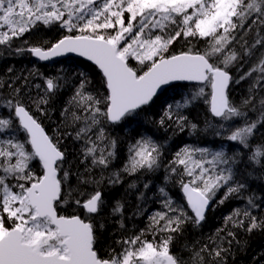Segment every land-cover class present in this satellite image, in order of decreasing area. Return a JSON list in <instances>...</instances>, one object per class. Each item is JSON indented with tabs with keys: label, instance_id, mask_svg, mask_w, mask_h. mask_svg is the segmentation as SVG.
Segmentation results:
<instances>
[{
	"label": "snow or ice",
	"instance_id": "6c2138e0",
	"mask_svg": "<svg viewBox=\"0 0 264 264\" xmlns=\"http://www.w3.org/2000/svg\"><path fill=\"white\" fill-rule=\"evenodd\" d=\"M248 21L251 23L246 28ZM38 25L56 26L66 34L55 42L44 39L26 49L17 48L16 52L28 51L43 62L78 53L98 67L104 91H88L92 81L79 72L78 86L69 102L76 110H63L66 119L70 117L73 125H80L74 139L84 142L81 155L91 165L77 177V188L67 184L70 173L63 168L66 157L59 136H49L39 117L29 110L34 106L40 115H45L42 105L46 106L48 98L60 88L61 78H45L44 95L37 100L26 102L19 95L20 89L15 88L4 101L3 111L8 115H0V264H226L230 247H221L218 236L209 237V243L192 252L188 260L173 254L171 245L185 224L199 226L205 220L222 187L226 192L218 201L221 204L244 188L239 183L233 186L232 165L243 163L242 159L206 148L178 152L173 164L183 165L180 186L186 208L160 188L163 210L149 216L147 231L116 240L119 253L114 248L106 254L98 250L102 241L97 233L105 227L100 217L107 205L100 190L103 178L97 180L91 171L105 170L115 159L116 141L105 135L102 124H118L132 116L149 105L162 86L174 81L203 85L177 108L189 106L208 87L214 118L225 122L244 118L227 139L247 148L258 127L264 126V96L259 95L264 92V56L239 80L234 81L228 69L251 57L257 46L264 48V36L260 35L264 29V0H0V45L10 47L14 39L31 33ZM253 29L255 38L250 45L247 37ZM189 38L204 41L206 47L175 54L169 51L180 39ZM130 59L137 67L130 66ZM253 73L256 76L243 106H250L253 112L259 110L256 120L248 119L247 112L234 105L228 94L230 83L238 84ZM172 107L169 105L165 113L168 119H173ZM175 121L181 131L188 124L184 116H176ZM160 122L163 124V119ZM190 128L197 130V123H191ZM220 128H224L223 123ZM16 133L24 138H18ZM129 151L124 173L152 171L159 166L161 145L152 139H141ZM196 154L201 159L193 160ZM207 156L211 159L207 160ZM247 159L249 166L264 168V145L257 146ZM33 162L42 175L33 172ZM171 171L176 172L175 166ZM120 176V171L112 172L107 183H121ZM89 185L93 191L80 190V186ZM69 202L83 210L84 218L58 214L59 204ZM248 204L250 209L259 207L254 196L248 198ZM110 211L118 217L117 227L126 230L124 204L116 201ZM245 219L249 221V232L264 226V220L258 221L249 210L235 211L226 223L243 226ZM147 232L153 234L152 240L146 238ZM157 234L161 235L159 241L155 239ZM227 236L234 239L235 233L228 232ZM227 243L230 246L232 241Z\"/></svg>",
	"mask_w": 264,
	"mask_h": 264
},
{
	"label": "trees",
	"instance_id": "16d2710c",
	"mask_svg": "<svg viewBox=\"0 0 264 264\" xmlns=\"http://www.w3.org/2000/svg\"><path fill=\"white\" fill-rule=\"evenodd\" d=\"M248 23H251V21L245 24L246 28ZM64 34L66 33L56 26L48 28L38 25L31 33L14 39L10 47L0 45V115H8V112L3 111L6 107L4 101L13 95V89H20L19 95L26 102L29 99L37 100L44 95L45 78H61L60 88L48 98L49 102L46 106L42 105L45 115H40L34 106L30 107L29 110L34 116L39 117L40 123L49 136L54 138L57 135L59 136L60 147L65 152L66 157L63 168L70 173L67 184L69 187L77 188V177L84 175L86 168H90L91 165L89 161H84L81 155L84 142L74 139L76 130L80 125H73L70 117L66 119L63 110L66 107L69 112L76 110L70 106L69 102L78 86L79 77L77 73H85L92 81L87 88L88 91L99 88L103 92V88L100 87L101 72L92 63L78 57L43 63L36 60L28 51L16 52L17 48L26 49L29 45H37L44 39L55 42ZM260 35L264 36V29H261ZM254 38L255 29L247 37L250 45L253 43ZM205 47L204 41L189 38L187 40L180 39L170 47L169 51L175 54L189 48L202 51ZM237 51H241V49L237 47ZM262 56H264V48L257 46L251 57H245L237 61L228 69L233 80H239L241 75L259 63ZM129 64L132 67H137L136 62L132 59L129 60ZM34 73H40L42 76ZM255 76L256 73H253L251 77L240 81L238 84L231 83L229 89V99L242 111L247 112V118L250 120L257 119L259 110L256 112L251 111L250 106H243V101L249 96V88L254 82ZM36 85H40V88L37 89ZM201 86L203 85H173L159 94L150 105L137 110L132 116L125 118L118 124L108 122L102 124L105 135L116 141L115 159L112 164L105 170L93 168L91 171V175L97 180L103 178L100 190L104 193L103 198L107 205L100 217L105 227L97 233L102 241L97 247L98 250H102V254H106L113 248L119 253L120 247L115 243L116 240L137 235L140 230L147 231L149 216L156 211L163 210L160 188L163 187L175 202L186 208V201L183 198L180 186L183 165L178 163L174 165L173 162L176 159V154L185 148H206L213 152L223 150L227 155H236L243 160V163L234 164L232 168L234 171L233 186L239 183L243 184L244 188L228 196L221 204L218 201L224 198L226 192V187H222L209 206L205 220L199 226H194L192 223L185 224L182 233L174 237L171 251L173 254L188 260L192 252L198 250L204 243H209V237L218 236L221 247H230L226 264H264V226L261 229H254L249 232L247 231L249 225L247 219L244 220L243 226H234L230 221L226 223L227 218L237 210L241 213L249 210L253 216L257 217L258 221L264 220V168L258 165L249 166L247 159L257 146L264 145V126L258 127L247 148L237 142L229 141L227 137L230 135L231 130L233 127L240 126L244 122V118H237L234 122H225L214 118L210 113V88L208 87H205L203 96L193 100L186 108L176 107L178 104L183 105L185 99H191ZM259 95L264 96V92H259ZM169 105L173 106V119H168L165 115L169 112ZM176 116L187 117L188 124L185 125L183 131L180 130L175 121ZM162 119L163 124L160 122ZM193 122L198 125V129L195 131L190 128V124ZM221 123L224 124L223 129L220 128ZM16 135L20 139L24 138L20 133H16ZM148 138L161 145L162 155L159 166L152 171L140 170L131 175L124 173L123 168L128 163L131 155L129 150L141 139ZM93 139H95V136H93ZM197 155L199 154L195 156ZM188 163L191 164L192 161H188ZM173 166L176 168L175 173L171 171ZM31 167L37 175H42V170L36 162H33ZM114 171L121 172L120 179L122 182L109 185L107 178ZM145 184L148 185L147 188L144 187ZM130 185H135V187L130 188ZM80 190L87 193L93 191V187L91 185L86 188L80 186ZM141 193H143V196H141ZM250 196L255 197V202L259 205L258 208L250 209L248 204ZM116 201L124 204L126 230L117 227L118 217L111 214L110 210ZM57 211L60 215L76 214L84 218L83 210L77 208L71 202L60 203ZM188 215H192L190 210H188ZM242 218V216L240 218L234 217V219ZM93 222L95 223V219ZM228 232H234L235 238L228 237ZM146 238L152 240L153 234L147 232ZM155 239L159 241L161 235L157 234ZM228 240L232 241L230 246L227 243ZM214 243L215 241L210 243V247L214 246Z\"/></svg>",
	"mask_w": 264,
	"mask_h": 264
},
{
	"label": "water",
	"instance_id": "95a60500",
	"mask_svg": "<svg viewBox=\"0 0 264 264\" xmlns=\"http://www.w3.org/2000/svg\"><path fill=\"white\" fill-rule=\"evenodd\" d=\"M69 56H77V57H80V58H82V59L87 60L86 57H81L78 53L65 54V55L62 56V57L54 58V59H52V60H56V59H64V58H67V57H69ZM52 60H50V61H52ZM87 61L90 62V63H92V64H94V62H92V61H89V60H87ZM47 62H49V61H47ZM94 65H95V64H94ZM178 83L200 84L199 82H192V81H174V82H170L168 85L162 86V88H161L160 90H158L157 96H158L163 90H165L166 88L170 87L171 85L178 84ZM230 85H231V83H230ZM230 85H229V88H230ZM228 91H229V90H228ZM154 99H155V97H154ZM154 99H153V100H154ZM144 107H145V106H144ZM142 108H143V107H142ZM45 132H46V131H45Z\"/></svg>",
	"mask_w": 264,
	"mask_h": 264
},
{
	"label": "rangeland",
	"instance_id": "374dc122",
	"mask_svg": "<svg viewBox=\"0 0 264 264\" xmlns=\"http://www.w3.org/2000/svg\"><path fill=\"white\" fill-rule=\"evenodd\" d=\"M199 159H201V157H200L199 155H197V156L194 157L193 160H199ZM206 159H207V160H210L211 157H210V156H207ZM193 165H194V164H193ZM194 166H195V165H194ZM209 166H211V165L205 164V167H209ZM197 171H199V169H198Z\"/></svg>",
	"mask_w": 264,
	"mask_h": 264
}]
</instances>
